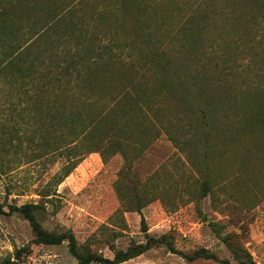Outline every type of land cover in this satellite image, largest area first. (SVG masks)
<instances>
[{
    "label": "rangeland",
    "instance_id": "374dc122",
    "mask_svg": "<svg viewBox=\"0 0 264 264\" xmlns=\"http://www.w3.org/2000/svg\"><path fill=\"white\" fill-rule=\"evenodd\" d=\"M258 3L0 0V261L24 246L30 251L20 264H76L66 241L33 243L28 220L10 208L36 201L44 227L72 229L103 255L112 256L109 243L124 248L145 240L144 215L150 234L167 232L183 251L204 246L218 257L188 260L159 244L117 264H241L210 225L227 221L220 207L238 211L245 229L228 223L223 232H241L249 264H264V170L241 169L256 158L254 135L261 130L253 133V120L264 106V8ZM124 15L135 21L121 23ZM146 35L150 47L136 42ZM153 50L213 105L216 203L210 193L198 194L201 175L193 161L200 131L191 100L169 85ZM69 53L88 62L87 72L111 63L96 73L106 81L99 96L75 84V76L86 75L80 64L70 69L74 95L65 88L67 73L53 71L51 64L65 63ZM97 96L110 107L109 132L76 138L65 111ZM127 177L146 200L141 212L120 198Z\"/></svg>",
    "mask_w": 264,
    "mask_h": 264
},
{
    "label": "trees",
    "instance_id": "16d2710c",
    "mask_svg": "<svg viewBox=\"0 0 264 264\" xmlns=\"http://www.w3.org/2000/svg\"><path fill=\"white\" fill-rule=\"evenodd\" d=\"M129 2L130 0H122V4L128 5ZM258 2H259L258 7L264 8V0H258ZM130 12H133V10ZM126 17L128 19H132L135 21V18L133 16L132 18H129L127 15H124L121 23H124ZM136 34L139 35V31ZM136 38H139V36H137ZM149 41H151V38L148 35L144 36L143 39L136 40L138 44L144 47H150ZM153 53L155 54V55L152 54L153 63L160 68L162 73L165 75L169 85L177 84L180 88V91L182 92V95L191 100L190 104L194 109L197 118V124L199 126V131H200V135L194 146L196 150L199 152V154L198 155L196 154L194 156L195 158L193 161L195 168L197 169L198 173L201 175V183L198 194L200 196H205L207 193H210L212 202L216 203L215 201L217 198L213 194L212 191L213 188L211 182V171H212L211 155L213 152V142L216 136V131L214 125L212 124L213 105L210 103V101H205L201 99V97H199L198 94H196L195 88L191 84V82L186 80L185 77L183 78L178 76L176 70H174L173 67H171L167 61H162L160 59V56L157 54L158 53L157 51L155 52V50H153ZM69 54L70 55H67V57L65 58V63L60 61H54L53 64H51L53 67V71L55 70L57 73H61V71H64L65 73H67L68 78L63 79L65 81L64 83L65 88L67 89L68 87V90L70 91L72 90L71 88L72 86H68L69 83L71 82L70 69H78L77 64H80L82 69H85L86 75H84V77L81 78L80 76H75V81H76L75 84L79 86V90L83 91V89H85L87 92L84 93L87 95L89 93H92L94 97L96 96V94L97 95L100 94L99 92L100 88L104 86L102 84H105L106 81L103 78L104 76L103 74L98 75L96 73H98V71H100V69L102 68L106 69V67L108 68L111 67V63L107 61L99 66L97 65H95L94 67L92 66L91 68L95 69V71L87 72V69L90 67L88 62L85 61L80 62V60L76 57L77 55L73 53H69ZM62 74H57V81H60L59 77ZM128 81L129 80H127L126 82ZM257 91L260 90L256 88L254 89L253 92H257ZM260 92L264 93V89H262ZM71 94L74 95V92L71 91ZM139 95L140 94L136 95L137 99L139 98ZM66 96L68 97V91ZM78 96H79L78 98L81 97L80 94H78ZM98 96L96 97V100L94 98V100L90 99L88 101H86L85 97H82L80 106L79 105L75 106L74 109L73 108L70 109L69 112L68 110L65 111L67 113L66 117H68V113H70L69 120L72 122L70 127H73L74 124L75 128L73 129V132L75 133L74 136L76 138L78 137V138L90 139L94 135H101V133L107 135V131L109 132V129L111 127L110 126L111 110L109 106L104 105V102L102 103L99 102ZM55 101L53 100V102ZM84 104L88 105L87 109L83 107ZM135 112H137V108ZM256 113L259 115L254 116L255 120L253 121L256 122V126L253 128V133H256L257 130H261V133L259 135H254L256 138L255 140L256 145L253 150L256 154V158L251 162L245 161L241 163V166L244 167V169L242 167L241 169L245 173H249V174L255 173L254 171L255 168L258 169L257 171H259V169H261V171L264 170V106L263 107L258 106ZM95 128H97L98 130L100 129V131L96 133L94 131ZM109 136L110 134H108V137ZM241 136H242V132L240 133V137ZM92 147L95 146L93 145ZM97 150L101 151L100 148H97ZM123 187L124 188L121 189L120 191V198L122 199L123 203L126 205L128 209H134L141 212V208L145 204L146 200L143 197V194L141 193L140 189L137 187L136 179L135 178L130 179L129 177H127L125 179V185H123ZM225 206L227 208H231L229 204H226ZM41 207L42 204L36 201L24 202L19 205H10L11 209L19 210L28 220L33 234L31 240L33 243L58 244L63 241H66L69 252L76 259V264H90L92 262H98L100 264H117L121 261H124L126 259H129L135 255L144 252L150 247L159 244L165 245L168 250L182 255L188 260H192L198 257L213 258L215 260H218L216 254L213 251H210L207 247L200 246L191 251H183L175 246L171 234L167 232L161 233L159 235L150 234L147 230L148 227L144 215H141V229L145 233V240L131 242L124 248L116 247L113 243H109L111 249L113 250V254L112 256L103 255L93 250V248L90 246L89 241L79 242L72 229L56 231L44 227V225L38 219L36 214V212ZM0 210H2L1 202H0ZM220 211L222 213H227L228 219L227 221L223 220V218L210 220V225L213 231L228 246L235 259H237L241 264H249L251 260V256L242 242L243 236L241 235V232H236L233 229L223 232V228L227 226L228 223H232L236 226H239L241 228V231L244 230L245 229L243 225L244 220L240 219V217L238 216V211L231 210L229 212H223L227 210L221 207H220ZM29 251L30 248L19 246L15 248L12 255L4 257L0 261V264H20L23 261L25 255ZM225 261L226 260H220L219 264H225Z\"/></svg>",
    "mask_w": 264,
    "mask_h": 264
}]
</instances>
